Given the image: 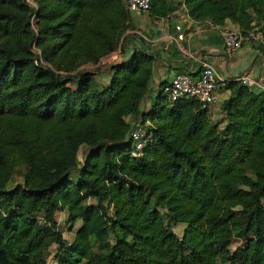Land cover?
<instances>
[{"label":"trees","instance_id":"obj_1","mask_svg":"<svg viewBox=\"0 0 264 264\" xmlns=\"http://www.w3.org/2000/svg\"><path fill=\"white\" fill-rule=\"evenodd\" d=\"M33 1L0 0V264H49L53 247L54 264H264V90L226 81L222 126L161 91L143 112L153 58L101 64L132 28L123 0ZM179 3L264 31V0ZM136 117L152 141L132 157ZM59 211L78 224L71 241Z\"/></svg>","mask_w":264,"mask_h":264},{"label":"crops","instance_id":"obj_2","mask_svg":"<svg viewBox=\"0 0 264 264\" xmlns=\"http://www.w3.org/2000/svg\"><path fill=\"white\" fill-rule=\"evenodd\" d=\"M167 15L131 12L132 28L126 32L121 47L104 58L102 64L123 61L135 50L143 51L153 58V72L148 92L141 104V111H148L155 101L161 86L179 72L196 74L203 62L213 65L224 80L242 73L259 77L264 62V49L246 43L235 53L226 54L223 47V30L240 31L239 27L225 21L214 25L208 20L191 19L183 4ZM181 26L183 38H177ZM97 65L87 63L80 68L93 70ZM99 73L100 80L107 84L108 79ZM221 102L229 96V90L221 87ZM210 118L222 126L226 119L220 104L209 111ZM133 119L129 118L131 123ZM82 160V159H80ZM66 215L59 211L56 215Z\"/></svg>","mask_w":264,"mask_h":264},{"label":"built area","instance_id":"obj_3","mask_svg":"<svg viewBox=\"0 0 264 264\" xmlns=\"http://www.w3.org/2000/svg\"><path fill=\"white\" fill-rule=\"evenodd\" d=\"M24 1L31 7H36L33 0ZM123 2L130 12L147 13L150 11V0H123ZM177 29L180 30L177 38H183L181 26L178 25ZM222 36L226 54L237 52L246 43L258 45L259 49H264V31L260 28H252L246 32L223 30ZM231 79H235L249 88L264 90V62L259 77L256 78L248 73H242ZM228 80H224L213 65L203 62L198 73H176L169 82L161 86L159 91L169 101H175L184 96L193 97L200 103L202 108L210 111L221 104L220 90ZM147 124L148 122L143 121L141 117L134 118L130 123L128 138L132 144V157L140 156L142 149L152 141L151 134L147 131ZM56 221L58 224V220Z\"/></svg>","mask_w":264,"mask_h":264},{"label":"rangeland","instance_id":"obj_4","mask_svg":"<svg viewBox=\"0 0 264 264\" xmlns=\"http://www.w3.org/2000/svg\"><path fill=\"white\" fill-rule=\"evenodd\" d=\"M84 152H85V147H81V149L79 151V159H83ZM56 220H58V228L63 233L66 240L71 241L74 237V232H75V229L77 228L78 224L71 225L70 223H68L66 221V215H64L63 213L61 215H56ZM183 228H184V224H179V225L174 226L173 230L178 236H181ZM237 243L238 242H234L231 245V248L236 247ZM54 249H55V247L51 248V251H50L49 256L47 258L49 264H54L53 258H52Z\"/></svg>","mask_w":264,"mask_h":264}]
</instances>
